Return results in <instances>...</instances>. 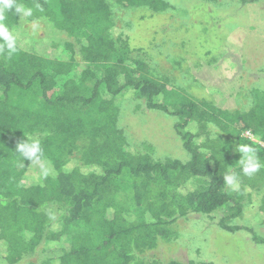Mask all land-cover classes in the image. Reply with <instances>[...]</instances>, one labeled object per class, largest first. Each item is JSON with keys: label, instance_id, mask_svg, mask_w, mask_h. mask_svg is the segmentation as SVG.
<instances>
[{"label": "trees", "instance_id": "trees-1", "mask_svg": "<svg viewBox=\"0 0 264 264\" xmlns=\"http://www.w3.org/2000/svg\"><path fill=\"white\" fill-rule=\"evenodd\" d=\"M16 3L33 14L7 11L10 29L43 19L65 38L49 54L0 51V264H213L145 257L191 215L216 218L223 232L245 230L264 249V236L241 224L251 205L264 214V167L244 175L237 149L253 146L264 164V90L250 91L245 110L169 92L151 48L134 46L130 24L124 31L112 21V9L163 13L168 0ZM130 99L134 111L173 119L187 161L156 158L146 142L128 140L119 121ZM29 137L51 162L47 178L37 180L39 165L27 159L20 166L16 146ZM229 168L239 191L224 185Z\"/></svg>", "mask_w": 264, "mask_h": 264}, {"label": "rangeland", "instance_id": "rangeland-1", "mask_svg": "<svg viewBox=\"0 0 264 264\" xmlns=\"http://www.w3.org/2000/svg\"><path fill=\"white\" fill-rule=\"evenodd\" d=\"M168 2L163 13L112 9V21L124 31L129 23L134 46L151 48L154 73L166 79L169 92L205 98L223 109H247L250 91L264 90V0ZM15 30L18 47L40 54H49L51 43L65 38L43 19L21 22ZM130 100L123 104L119 121L128 140L146 142L156 158L187 161L173 132V119L143 108L134 111L136 101ZM244 136L258 143L257 138ZM251 208L245 210L241 224L264 236V214H258L256 204ZM216 222L200 215L178 220L173 225L175 239L161 241L145 257L162 263L264 264V249L245 230L223 232Z\"/></svg>", "mask_w": 264, "mask_h": 264}, {"label": "clouds", "instance_id": "clouds-1", "mask_svg": "<svg viewBox=\"0 0 264 264\" xmlns=\"http://www.w3.org/2000/svg\"><path fill=\"white\" fill-rule=\"evenodd\" d=\"M40 8V5H36ZM15 8L17 14H23V16L31 17L33 10L27 8L22 4H17L16 0H0V51L6 49L7 54L11 57L17 52V33L15 28H9L5 23L7 11ZM237 149L242 153V158L239 159V166L242 173L247 176H251L258 172L264 164H262L257 156V149L248 144H239ZM23 159L20 162V166H24V160H29L32 164L39 165V174L37 180L47 178L50 174L54 173V169L51 166L50 161H46L44 157V151L41 147V142L38 138L29 137L27 140L20 142L16 146V151ZM223 181L225 187L229 191H239L240 184L238 182L237 174L229 168L223 175Z\"/></svg>", "mask_w": 264, "mask_h": 264}]
</instances>
